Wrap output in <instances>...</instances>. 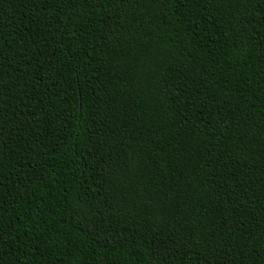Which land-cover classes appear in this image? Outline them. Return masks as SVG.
Returning a JSON list of instances; mask_svg holds the SVG:
<instances>
[{"label":"trees","instance_id":"1","mask_svg":"<svg viewBox=\"0 0 264 264\" xmlns=\"http://www.w3.org/2000/svg\"><path fill=\"white\" fill-rule=\"evenodd\" d=\"M0 264H264V0H0Z\"/></svg>","mask_w":264,"mask_h":264}]
</instances>
